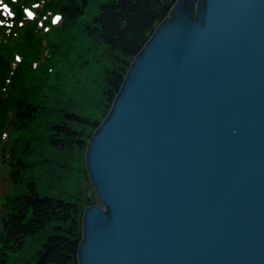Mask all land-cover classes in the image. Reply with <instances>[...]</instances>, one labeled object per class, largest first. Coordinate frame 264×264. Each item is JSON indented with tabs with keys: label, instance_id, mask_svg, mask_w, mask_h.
Here are the masks:
<instances>
[{
	"label": "water",
	"instance_id": "water-1",
	"mask_svg": "<svg viewBox=\"0 0 264 264\" xmlns=\"http://www.w3.org/2000/svg\"><path fill=\"white\" fill-rule=\"evenodd\" d=\"M85 161L79 264H264V0H177Z\"/></svg>",
	"mask_w": 264,
	"mask_h": 264
},
{
	"label": "trees",
	"instance_id": "trees-1",
	"mask_svg": "<svg viewBox=\"0 0 264 264\" xmlns=\"http://www.w3.org/2000/svg\"><path fill=\"white\" fill-rule=\"evenodd\" d=\"M176 1L2 0L10 12L0 23V169L11 188L0 195V264L53 221L58 233L36 264H79L83 213L98 198L42 196L35 182L21 195L11 190L25 184L24 171L47 153L84 163L127 71Z\"/></svg>",
	"mask_w": 264,
	"mask_h": 264
},
{
	"label": "rangeland",
	"instance_id": "rangeland-1",
	"mask_svg": "<svg viewBox=\"0 0 264 264\" xmlns=\"http://www.w3.org/2000/svg\"><path fill=\"white\" fill-rule=\"evenodd\" d=\"M25 8L28 13L31 12V8L27 6ZM4 11L5 13L10 12L7 7H0V23L1 17L4 16ZM95 11L93 9L90 14L83 16V21H90ZM57 22V18H53V24H57ZM12 25L15 26L14 23L9 22V26ZM15 59H20V55H15ZM67 165H70V168ZM85 168L87 170L86 161L84 163L79 161L72 163L66 158L64 153L56 156L47 153L29 164V167L24 171L25 184L20 185L18 189L12 188L11 195L18 196L23 194L28 187V183L35 182L42 196L59 197L71 202H81L85 199H90L95 195V192L85 174ZM3 173L4 170L0 169V195L6 192L7 186L11 188L9 182L1 179ZM59 224L58 221L49 223L44 231L29 239L24 251L13 254L8 264H36L39 252L43 250L48 238L58 233L57 227Z\"/></svg>",
	"mask_w": 264,
	"mask_h": 264
}]
</instances>
